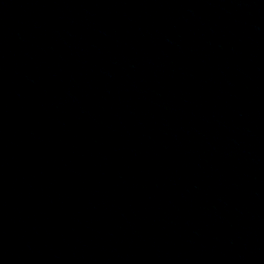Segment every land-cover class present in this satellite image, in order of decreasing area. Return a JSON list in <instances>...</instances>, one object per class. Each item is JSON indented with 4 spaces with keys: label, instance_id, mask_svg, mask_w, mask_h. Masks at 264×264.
I'll return each mask as SVG.
<instances>
[{
    "label": "water",
    "instance_id": "obj_1",
    "mask_svg": "<svg viewBox=\"0 0 264 264\" xmlns=\"http://www.w3.org/2000/svg\"><path fill=\"white\" fill-rule=\"evenodd\" d=\"M0 264H264V0H0Z\"/></svg>",
    "mask_w": 264,
    "mask_h": 264
}]
</instances>
